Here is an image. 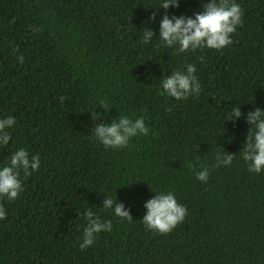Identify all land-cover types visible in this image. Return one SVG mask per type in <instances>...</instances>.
<instances>
[{
  "label": "trees",
  "instance_id": "obj_1",
  "mask_svg": "<svg viewBox=\"0 0 264 264\" xmlns=\"http://www.w3.org/2000/svg\"><path fill=\"white\" fill-rule=\"evenodd\" d=\"M202 2L167 11L190 16ZM236 2L243 16L230 45L180 53L141 42L147 28L158 35L159 0H0V118L16 120L0 165L19 147L41 159L21 172L15 200L0 199V264H264V171L249 172L240 153L247 112L264 108V0ZM188 63L199 95L163 94L161 76ZM233 105L241 115L224 120ZM120 115H143L150 132L105 148L94 129ZM220 148L231 165L214 166ZM202 167L207 182L194 175ZM161 191L187 210L166 234L141 220ZM105 195L132 219L103 209ZM85 208L112 229L80 249Z\"/></svg>",
  "mask_w": 264,
  "mask_h": 264
},
{
  "label": "clouds",
  "instance_id": "obj_2",
  "mask_svg": "<svg viewBox=\"0 0 264 264\" xmlns=\"http://www.w3.org/2000/svg\"><path fill=\"white\" fill-rule=\"evenodd\" d=\"M179 0H159L156 7L165 12L159 20L158 35L154 36L152 29L147 28L142 32L141 42L149 44L158 38L160 45L173 48L180 53L209 48L220 50L232 43L231 34L242 23L243 11L236 0H207L201 3V10L192 15L168 14V9L178 7ZM156 12H152L147 20L155 21ZM147 22V21H145ZM23 59V57H19ZM195 64L188 63L183 70H172L171 75H162L159 89L168 97L175 100H184L189 95H199L201 84L196 76ZM63 101V97L60 98ZM107 109L104 100L99 101ZM93 115H98L93 111ZM241 115L239 105H233L231 111L225 110L224 120L232 121ZM245 120L248 123L247 135L240 150L242 159L248 163L249 172L260 173L264 171V108L255 107L247 112ZM16 123L15 118L9 115L0 118V148H5L11 141V127ZM150 132L143 115L135 119L120 115L119 120L110 123H98L92 138L105 148H122L128 146L132 137L147 136ZM234 154H228L221 148L215 153L214 166H229L233 163ZM41 159L38 154L30 155L26 148L19 147L12 151L5 162L0 165V199L15 200L23 192L21 172L24 176L31 175L39 170ZM190 167H193L190 165ZM197 180L207 182L209 168L202 167L194 173ZM154 193V192H153ZM111 196L103 197V209L122 220H131L129 212L123 204L115 203ZM115 203V206L113 207ZM146 212L142 222L147 229L166 234L178 223L182 222L187 214L186 207L178 203L171 191L155 192L153 198L144 204ZM6 216L5 208L0 205V220ZM86 222L83 227L80 249L92 245L96 236L101 231L109 232L112 229L111 220H102L101 217L89 208L82 214Z\"/></svg>",
  "mask_w": 264,
  "mask_h": 264
}]
</instances>
